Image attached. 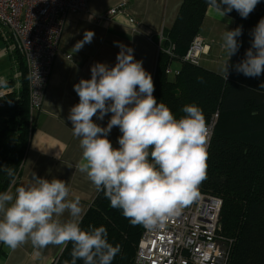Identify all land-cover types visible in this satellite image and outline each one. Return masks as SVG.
Segmentation results:
<instances>
[{"label": "clouds", "instance_id": "9594fccd", "mask_svg": "<svg viewBox=\"0 0 264 264\" xmlns=\"http://www.w3.org/2000/svg\"><path fill=\"white\" fill-rule=\"evenodd\" d=\"M260 0H207L222 19L235 10L242 18L254 11ZM91 21L92 17H88ZM95 33L86 30L75 44V52L91 43ZM242 27L226 30L222 47L228 61L235 55ZM251 47L235 70L255 78L264 73V18L251 30ZM116 64L91 66V78H81L74 91L79 102L69 110L73 136L79 138L81 160L76 170L85 174L97 192H103L112 208L120 209L133 226L163 228L199 196L207 178L209 129L203 110L195 104L182 108L177 118L164 103H158L151 74L134 58V49L120 42ZM224 66L225 79L229 75ZM6 80L0 77V85ZM264 88V84H261ZM111 113L106 127L93 121ZM118 127L119 147L108 139ZM4 171L15 183L12 167ZM33 183L0 192V243L11 250L31 243L40 250L49 245L72 244L71 261L64 264H112L119 244L108 241L104 226L81 228L84 210L79 196L70 197L68 184L33 175ZM68 214V219L61 217ZM39 255V251H37Z\"/></svg>", "mask_w": 264, "mask_h": 264}, {"label": "trees", "instance_id": "16d2710c", "mask_svg": "<svg viewBox=\"0 0 264 264\" xmlns=\"http://www.w3.org/2000/svg\"><path fill=\"white\" fill-rule=\"evenodd\" d=\"M207 7V0H183L172 26L163 31L162 48L172 43L174 57L181 58L197 35ZM227 16L233 19V29L242 27L237 38L241 46L228 61L227 80L186 62L181 63L178 75L169 79L165 69L170 56L159 51L153 95L177 118L184 115L181 110L186 104L200 107L206 122L217 112L207 150V178L199 189L221 199L219 234L228 243L226 264H264V88L260 87L264 73L250 78L234 67L251 47V30L264 18V0L246 19L235 10ZM20 60V88L6 89L0 105V192L13 184L4 166L12 167L17 179L33 129L25 68ZM89 226H104L109 243L121 246L112 264H133L142 225L133 226L120 209L111 207L102 191L96 192L83 214L81 228L88 230ZM71 249L69 243L53 264L70 262Z\"/></svg>", "mask_w": 264, "mask_h": 264}, {"label": "crops", "instance_id": "0c3cea01", "mask_svg": "<svg viewBox=\"0 0 264 264\" xmlns=\"http://www.w3.org/2000/svg\"><path fill=\"white\" fill-rule=\"evenodd\" d=\"M182 1L85 0L83 8L66 13L58 51L45 86L41 107L30 119L33 129L24 159L15 183L7 190L11 189L15 192L16 187L33 183L34 174L49 180L60 179L69 186L70 199L75 196L80 197L85 213L97 190L85 174L76 170V165L82 157V149L79 138L73 136L71 122L67 119L70 108L79 102L73 86L81 78H91L90 69L93 64L105 63L109 67L116 64V56L120 48L114 42H120L134 49V58L143 62V68L154 80L158 53L162 51L158 46L159 41L161 38L163 40V31L172 26ZM110 8L120 9V12L111 20L98 19V15ZM89 16L92 17L91 21L88 19ZM129 18L134 19L133 25L128 23ZM222 24L229 25L233 30L231 17L226 15L221 19L208 6L197 35L209 50L208 53L201 54L199 59L202 56L208 57L212 52V57L218 53L215 52L216 48L213 44L218 42L220 33L224 31ZM209 29H213V32ZM86 30L93 31L94 38L91 43L85 44L82 49L75 52L74 46L77 41L83 39ZM165 48L161 46V49ZM19 56L14 45L0 39V59L4 60L0 64V75L6 80L5 88L9 92L13 88H20L21 85L22 65ZM170 59L167 67L172 71H180L181 63L184 62L174 56ZM212 62L213 60H209L202 66L214 71L212 66H209ZM216 73L225 76V73ZM9 82L12 84L9 85ZM111 115L108 113L102 121L94 116L93 121L101 127H106ZM121 135L119 128L113 127L108 135L113 147H119L118 137ZM61 219H68V214L65 213ZM62 249L61 246L49 245L37 250L29 242L11 250L3 244L0 264H53Z\"/></svg>", "mask_w": 264, "mask_h": 264}, {"label": "built area", "instance_id": "2783aa9c", "mask_svg": "<svg viewBox=\"0 0 264 264\" xmlns=\"http://www.w3.org/2000/svg\"><path fill=\"white\" fill-rule=\"evenodd\" d=\"M84 6L85 0H0V39L14 45L23 60L30 119L41 107L66 13ZM119 10L110 8L97 17L111 20ZM128 23L133 25L134 19L129 18ZM161 42L162 38L159 49L174 56L172 43L161 49ZM208 50L196 35L180 60L197 65L199 56ZM165 73L177 75L179 71L167 67ZM5 94V84L0 85V105ZM217 116L214 112L206 122L209 129L207 150ZM220 208V198L199 189L198 198L163 228L149 230L142 226L133 264H226L228 243L219 234ZM2 246L0 243V253Z\"/></svg>", "mask_w": 264, "mask_h": 264}, {"label": "rangeland", "instance_id": "374dc122", "mask_svg": "<svg viewBox=\"0 0 264 264\" xmlns=\"http://www.w3.org/2000/svg\"><path fill=\"white\" fill-rule=\"evenodd\" d=\"M223 26V32L218 33L219 37H218V42H216L215 44H213L214 48H216V51L215 52H218L216 53V56L212 57V53L208 56V57H204L202 56V58L200 57V65L204 66V64H207L209 62V60H213V62L211 64H209V66H212V70L216 71V72H221V73H224V66L228 63V55H227V52L226 50L222 47V44H223V35L225 33L226 30H232V28L228 25H224L222 24ZM207 29V27H206ZM210 32H213V29H209ZM218 55V56H217ZM4 60L3 59H0V64L3 63ZM167 77L169 79H173L175 76L173 74H168Z\"/></svg>", "mask_w": 264, "mask_h": 264}]
</instances>
